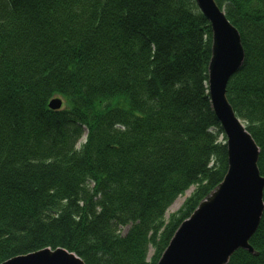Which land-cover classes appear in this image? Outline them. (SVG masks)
<instances>
[{
  "label": "trees",
  "instance_id": "1",
  "mask_svg": "<svg viewBox=\"0 0 264 264\" xmlns=\"http://www.w3.org/2000/svg\"><path fill=\"white\" fill-rule=\"evenodd\" d=\"M215 2L244 50L226 97L264 176V0ZM210 55L194 0H0V263L61 247L84 264H156L227 169ZM249 243L256 255L227 264H264V210Z\"/></svg>",
  "mask_w": 264,
  "mask_h": 264
},
{
  "label": "water",
  "instance_id": "2",
  "mask_svg": "<svg viewBox=\"0 0 264 264\" xmlns=\"http://www.w3.org/2000/svg\"><path fill=\"white\" fill-rule=\"evenodd\" d=\"M195 2L211 27L208 92L211 108L227 138L228 167L222 181L176 229L157 264H226L237 249L256 254L248 241L264 210L258 147L225 96L229 78L243 63L240 36L214 0ZM61 103V99L53 98L48 108L57 110ZM0 264L84 263L63 248H45Z\"/></svg>",
  "mask_w": 264,
  "mask_h": 264
},
{
  "label": "rangeland",
  "instance_id": "3",
  "mask_svg": "<svg viewBox=\"0 0 264 264\" xmlns=\"http://www.w3.org/2000/svg\"><path fill=\"white\" fill-rule=\"evenodd\" d=\"M65 106V103H64V101H63V107ZM243 125H245L244 123H243ZM86 135H87V132H86V129H83V132H82V135H81V137H80V139L77 141V143H76V148H79V146L81 145V144H83L84 143V140L86 139ZM226 137L222 134L221 136H218V142H220V141H222L223 140V143L225 144L226 143V139H225ZM226 151H227V149H226ZM226 173V172H225ZM225 175V174H224ZM224 177V176H223ZM194 187H195V185L193 184V185H190L189 186V188L188 189H186L182 194H180V195H178L171 203H170V205L166 208V210H165V212H164V215H163V221L164 222H166L167 220H168V218H169V215L170 214H172V213H174V212H176L180 207H181V205L184 203V201L186 200V198H188L189 197V195L191 194V192L193 191V189H194ZM216 187V186H215ZM214 187V188H215ZM213 188V189H214ZM212 189V190H213ZM211 190V191H212ZM210 191V192H211ZM209 192V193H210ZM208 193V194H209ZM207 194V195H208ZM206 195V196H207ZM205 196V197H206ZM204 197V198H205ZM127 231V228L126 227H124V228H122V230H121V232L122 233H125ZM173 236V235H172ZM153 252H154V249H153V246H149L148 247V250H147V258L149 259V258H151L152 257V255H153ZM256 254H257V252H255ZM252 254V253H251ZM256 254H253V255H256ZM230 259V258H229Z\"/></svg>",
  "mask_w": 264,
  "mask_h": 264
},
{
  "label": "bare ground",
  "instance_id": "4",
  "mask_svg": "<svg viewBox=\"0 0 264 264\" xmlns=\"http://www.w3.org/2000/svg\"><path fill=\"white\" fill-rule=\"evenodd\" d=\"M207 76H208V66H207ZM207 90H209L208 79H207Z\"/></svg>",
  "mask_w": 264,
  "mask_h": 264
}]
</instances>
